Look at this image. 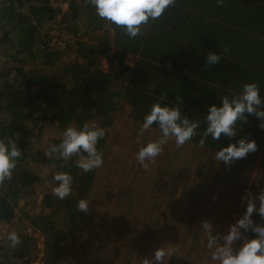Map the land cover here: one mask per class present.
Returning a JSON list of instances; mask_svg holds the SVG:
<instances>
[{"label": "trees", "instance_id": "trees-1", "mask_svg": "<svg viewBox=\"0 0 264 264\" xmlns=\"http://www.w3.org/2000/svg\"><path fill=\"white\" fill-rule=\"evenodd\" d=\"M3 1L6 5L0 9V42L9 43L10 48H18L20 52L26 51L35 56L33 59L40 57L42 67L32 70L23 67L19 75L12 77L8 72L0 71V113L8 118L7 121L4 118L0 120V136L11 138L22 153L11 178L0 184V221L9 222L15 215L18 199L33 195L34 185L38 183V175L24 164L28 157L34 158V152L23 143L22 135L27 132L23 122L35 121L40 105H45L50 112L42 119L48 117L59 129H64L69 125L80 126L89 120L97 121L102 128L109 127L114 120L113 113L121 106L120 101L130 105L131 116L140 122L156 101L181 103L184 115L201 122L197 135L191 139L199 142L205 127L207 105L219 104V98L228 93L220 84L224 80L232 83V93L238 91L244 82L255 80L264 96L263 50L256 54L260 44L264 47V8L260 15L261 9L255 10L250 2L230 0L233 8L229 10L225 7L229 1L224 0L216 14L221 18L225 16L222 19L227 20L225 23L220 20V23L213 19L216 17L211 6L213 0H185L189 2L188 9L181 11L176 20L165 15L161 22L157 21L148 31L145 30L143 36L129 39L120 27L99 18L91 4L69 0L71 19L80 20L84 33L90 35L89 39H93L91 34L95 33L96 40L72 44L67 41L64 49H57L47 44L48 33H44V28L57 12L46 3L47 0H34L29 6L25 5V0ZM73 26V31H78L79 24ZM111 28L113 35L110 38L108 30ZM111 44L115 48L107 60L113 67L103 71L98 67L100 64L96 57L101 52L106 53ZM73 49L74 59H64L65 52ZM209 52L219 55V62L209 65ZM127 53H131L135 61L130 78L123 82V74L128 69L125 63ZM167 62H170V67L164 66ZM24 80L38 88L25 92L22 88ZM114 87L117 88L113 93ZM258 125L255 115H248L246 122L237 125L241 132L236 136L228 138L222 134L219 141L209 137L206 145L218 149L220 145L226 146L246 134L255 139L257 150L242 160L253 164L264 138V129ZM153 126L158 128L155 124ZM105 139L106 134L98 141L100 152ZM51 143L58 142L54 140L48 144L46 161L57 166L56 172L72 174L73 193L64 200L47 194L45 200L47 204L54 201L55 211H64L66 221L71 222L83 213L78 210L77 202L90 193V185L98 169L83 172L73 163L78 158L76 156L68 161L57 159L48 154ZM237 214L238 219L242 214ZM32 223L47 236L44 264H58L59 250L70 231L56 226L50 215H41ZM17 233L21 242L11 250L16 253L20 264H31L29 238L23 231ZM112 235L114 231H111ZM5 247L0 244L3 255ZM4 261L0 255V264Z\"/></svg>", "mask_w": 264, "mask_h": 264}, {"label": "rangeland", "instance_id": "rangeland-1", "mask_svg": "<svg viewBox=\"0 0 264 264\" xmlns=\"http://www.w3.org/2000/svg\"><path fill=\"white\" fill-rule=\"evenodd\" d=\"M25 3L26 6L32 4ZM4 5L6 2L0 0V9ZM68 13V10H57L55 17L48 22L44 28V33H48L47 44L64 49L67 41L71 44L76 41L94 42L95 33L91 34L93 39L90 40V35L84 33L81 21L71 19ZM73 24H79L78 31H73ZM13 38L16 40L15 35ZM18 50L10 48L7 42H0V71L8 72L12 77L19 75L23 67L27 70L40 68V57L33 59L35 56ZM74 52V49L67 50L64 59L73 60ZM107 52H101L96 57L100 64L98 67L103 71L113 67L107 60ZM22 83L25 92L38 88L32 82L24 80ZM116 88H112L113 93ZM120 102L121 106L113 113L112 124L104 128L106 139L101 151L104 163L98 168L90 185V193L85 198L89 201L88 211L78 214L71 222L66 221L64 211H55L54 201L47 204L45 200L47 194L55 197L52 177L58 169L46 161L47 146L54 140L59 143L64 129H59L55 121L48 117L42 119L43 115L50 114L45 105H40L35 121L23 122L27 130L22 135L23 143L34 152V158L28 157L24 164L38 175L39 180L34 185V196L19 198L14 217L9 222L0 221V244L6 246L4 255L0 251L4 264H20L5 239L6 234L13 230L23 231L28 236L31 264H44L47 236L32 223L41 215H50L56 226L70 231L59 250L58 264H142L144 258L151 259L153 252L150 245L156 244L157 248L167 250L161 264H212L202 222L208 221L212 226L216 219L220 223L235 222L237 213L243 214L246 208V204L237 196L240 183H246L254 175L260 180L262 170L237 165L224 171L218 169L216 164L211 165L206 154H181L175 151L173 142L166 145L172 149L164 148L145 169L136 160L135 154L144 142L158 136L145 131L142 138L137 137L140 128L128 120L126 103ZM6 117L0 113V120L4 118L7 121ZM87 122L98 124L95 120ZM227 192L228 195L229 192L235 194L228 197ZM178 193L180 199L176 202ZM256 204L258 207L259 201ZM214 207L216 213L212 211ZM261 218L257 212L252 215L253 221ZM160 230L164 232L162 235L158 232ZM111 231H114L112 237ZM249 233L250 237L254 236L251 230ZM190 242L195 246H189ZM155 262L153 260L151 264Z\"/></svg>", "mask_w": 264, "mask_h": 264}, {"label": "clouds", "instance_id": "clouds-1", "mask_svg": "<svg viewBox=\"0 0 264 264\" xmlns=\"http://www.w3.org/2000/svg\"><path fill=\"white\" fill-rule=\"evenodd\" d=\"M88 2L94 7L99 18L120 27L129 39H133L143 36L150 21L161 17L173 0H88ZM223 2L224 0H216L218 6ZM219 60V55L208 53L209 65ZM179 99L177 96L178 101ZM251 114L258 118L260 121L258 126L264 129V96L261 95L260 85L255 80L244 82L238 91L221 96L219 104L207 105L204 112L205 127L200 133L199 144L204 147L209 137L219 141L222 134L228 138L236 136L241 132L237 125L246 122L248 115ZM200 123L199 119H190L182 113L181 103L169 104L162 100L154 102L143 116L138 137L142 138L144 132L154 124L159 128L161 135L144 142L135 154L136 160L141 167L147 169L149 163L164 151L170 139H174L177 149L182 148L197 135ZM105 134V129L95 122L66 126L60 142L50 144L48 154L63 161L76 156L78 158L73 161L75 166L83 172H90L103 166V154L98 150L97 144ZM256 150L255 139L242 134L234 142H229L226 146L220 145L213 152L212 158L218 162L222 161L225 166H230L234 161L243 159ZM21 155V151L11 138L0 136V184L11 178ZM52 179L55 181L52 193L56 198L64 200L72 193L74 177L70 172L58 171L53 174ZM245 198L247 200L245 211L235 223L228 226L222 236L219 233L213 234L210 222H202V228L207 234L206 247L212 264H264V224H256L252 219L254 212L264 218V190L256 196L248 193ZM77 208L86 213L89 201L81 198L77 202ZM249 230L255 235L246 236L245 233ZM5 239L10 249H15L21 242L15 230L9 231ZM166 255L167 250L158 247L154 250L152 258H144L142 264H151L153 260L161 264Z\"/></svg>", "mask_w": 264, "mask_h": 264}, {"label": "crops", "instance_id": "crops-1", "mask_svg": "<svg viewBox=\"0 0 264 264\" xmlns=\"http://www.w3.org/2000/svg\"><path fill=\"white\" fill-rule=\"evenodd\" d=\"M82 1H85L87 4H90L89 2H88V0H74V3H82ZM229 1V4H227L226 3V5H225V7H228L229 8V10H231L233 7L231 6L232 4H231V2H230V0H228ZM233 1V0H232ZM239 3H241L242 1L243 2H250L249 3V5L250 6H252L255 10H257V9H261V11L259 12V14L260 15H262L263 13H262V10H263V8H264V0H237ZM213 2L214 3H212L211 2V6H212V10L213 11H215L214 12V16H216V17H214L213 19L214 20H216V21H218V22H220V20H222V22L223 23H225L224 22V20H227V19H222L223 17H225V16H223L222 18L220 17V16H217V14H216V11H217V9H218V5H217V3H216V1L215 0H213ZM188 6H189V2H187V1H185V0H173V3L172 4H170L169 6H168V8L166 9V11L162 14V16L161 17H159L157 20H155V21H150V23H149V25L147 26V28H146V31H148L151 27V25L152 24H154V23H156L157 21L158 22H161V19H162V17L163 16H165V15H167L168 17L169 16H171V17H173L172 19H177V15L181 12V11H184V10H187L188 9ZM81 11H83V8L82 7H80L79 8ZM68 14H70V15H72V13H71V10L69 11V13ZM219 17V18H218ZM230 18H231V16H229V21H230ZM221 23V22H220ZM228 24V23H227ZM225 30V29H224ZM108 34L110 35V38H111V36L113 35V29L111 28V29H109L108 30ZM91 40V39H90ZM110 42H111V40H109ZM92 42V41H91ZM260 47H259V49H256V50H258L257 51V53L256 54H259L260 53V49H262L263 50V53H264V47H262L261 46V44L259 45ZM109 48H111V50L109 51V52H107V54H106V57L108 56H111L112 55V53H113V50H114V48H115V46H113L112 44H111V46L109 47ZM131 54V53H130ZM138 55V54H137ZM139 57V56H138ZM254 64V63H253ZM256 66H257V64H255ZM164 66H167V67H170V62H167ZM193 67V66H192ZM196 68V67H195ZM258 69V68H257ZM192 78H195L196 79V81L198 82V80H197V78L196 77H192ZM247 80H249V79H247ZM256 80H257V78H256ZM249 81H251V80H249ZM196 83V82H195ZM219 84V83H218ZM221 85H222V87L224 88V89H227V91H228V93H232L233 92V86H232V83L229 81V80H224L222 83H220ZM240 88V87H239ZM262 90H264V88L262 89ZM263 95H264V92H263ZM124 103H126V107H127V110H128V120H130V122L133 124V125H136V126H138L139 128H140V126H141V124H142V122H140V121H138V120H136V119H134L132 116H131V114H130V105L127 103V102H124ZM256 120L260 123V121L258 120V118H256ZM139 132V131H138ZM146 132H148L149 134H153V136H155V137H159L160 135H161V133H160V131H159V129L158 128H156L155 126H152L150 129H148V130H146ZM137 137H138V133H137V135H136ZM170 142H173V145H172V148L175 150V151H177V152H180L181 154H188V153H193V154H206V155H208V158L207 159H209V161H210V164L211 165H214V164H216V167L218 168V169H221V170H224V171H226V170H230V169H232L233 167H236L237 165L238 166H240L241 165V167L242 168H247V167H253L254 169H255V171H258V170H262V172H261V177H260V180H258L257 178H256V176L254 175L253 177H252V179L250 180H248L246 183L244 182V183H240V190H239V192L237 193V196H238V199L239 200H241V202H243V203H247V200H246V196H247V194L248 193H251L253 196H256L257 194H259L262 190H264V138H263V141H262V143H261V149H260V151H259V153H258V158L256 159V161L253 163V164H251V163H248V162H246V161H244V160H242V159H239V160H236V161H234L230 166H225L224 165V163L222 162V161H220V162H218V161H216L215 159H213L212 158V154H213V152L215 151V150H217V149H214V148H212V147H210V146H208V145H205L204 147H201V145L199 144V142H197V141H194L193 140V142H192V140H190L189 142H187L182 148H180V149H177L176 147H175V144H174V139H170L169 140V142L167 143V146L170 144ZM167 146H165V148H169V149H172L171 147H167ZM168 149V150H169ZM170 152L171 153H175V152H173L172 150H170ZM178 156V155H177ZM262 156V157H261ZM261 157V158H260ZM175 158H177L176 156H175ZM180 158V156L178 157V159ZM261 159V160H260ZM258 176H259V174H257ZM186 185V184H185ZM184 185V186H185ZM138 186H139V184H138ZM137 188V187H136ZM134 191H136V190H134ZM229 191V190H228ZM134 193V192H133ZM133 193H132V195H133ZM130 194V193H129ZM235 194V192L234 193H232V192H229V195H228V192H227V196L229 197V196H231V195H234ZM132 198L133 197H131V200H132ZM176 202L177 201H179V199H180V195H179V193L176 195ZM224 198L226 199L227 197H225V194H224ZM149 200V199H148ZM227 200V199H226ZM133 202H135V200H133ZM257 202H258V200H257ZM246 206V205H245ZM212 211H213V213H216V208L214 207L213 209H212ZM212 213V212H211ZM226 215L228 216V213H226ZM229 219H230V217H228ZM254 223H256V224H264V218H261V219H258V221L256 222L255 220H254ZM214 225H213V233H219V234H221V236H222V234L223 233H225L226 231H227V229H228V226L230 225V221L228 222V221H224V223H220V220H218V219H216L215 220V222L213 223ZM219 225V226H218ZM159 232V234H163L164 232L162 231V230H160V231H158ZM254 234V233H253ZM165 236H166V234H164ZM163 235V236H164ZM255 235V234H254ZM146 243H148V241L146 240ZM181 244H182V242H181ZM189 246H191V247H194L195 245H194V243L193 242H190L189 243ZM150 250H151V253L152 252H154V250L157 248V244L156 245H150ZM152 256H153V253L151 254V258H152ZM156 264H157V262H155Z\"/></svg>", "mask_w": 264, "mask_h": 264}, {"label": "built area", "instance_id": "built-area-1", "mask_svg": "<svg viewBox=\"0 0 264 264\" xmlns=\"http://www.w3.org/2000/svg\"><path fill=\"white\" fill-rule=\"evenodd\" d=\"M25 1L26 2H32L34 0H25ZM46 3L50 7L54 8L56 10H61V11H65V10L67 11V10H69V0H47ZM134 61H135V58L130 53H127L126 54L125 63L128 65V69L123 74V80H124V82H127L128 79L131 76V72H132V67H133ZM241 231L243 232V230H241ZM245 235L248 236V237H250L249 231L247 233H245Z\"/></svg>", "mask_w": 264, "mask_h": 264}]
</instances>
